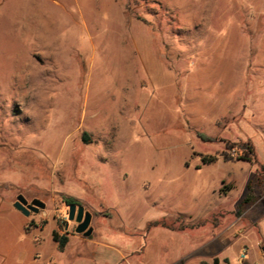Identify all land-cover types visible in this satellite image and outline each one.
Segmentation results:
<instances>
[{
    "label": "rangeland",
    "instance_id": "rangeland-1",
    "mask_svg": "<svg viewBox=\"0 0 264 264\" xmlns=\"http://www.w3.org/2000/svg\"><path fill=\"white\" fill-rule=\"evenodd\" d=\"M263 165L264 0H0V264H264Z\"/></svg>",
    "mask_w": 264,
    "mask_h": 264
},
{
    "label": "water",
    "instance_id": "water-1",
    "mask_svg": "<svg viewBox=\"0 0 264 264\" xmlns=\"http://www.w3.org/2000/svg\"><path fill=\"white\" fill-rule=\"evenodd\" d=\"M13 206L26 217H28L31 213H38L41 209L46 207L45 202L40 199H34L31 203H29L23 194H19L17 196V201L13 204ZM92 219V214L88 210H85V207L82 204L68 205V221L77 223V228H75L76 234H81L88 238L92 236Z\"/></svg>",
    "mask_w": 264,
    "mask_h": 264
},
{
    "label": "trees",
    "instance_id": "trees-1",
    "mask_svg": "<svg viewBox=\"0 0 264 264\" xmlns=\"http://www.w3.org/2000/svg\"><path fill=\"white\" fill-rule=\"evenodd\" d=\"M200 136L203 138V140H208V137L205 136L204 134H200ZM218 158H219L218 156H205V157H202V161L204 165H209V164L215 163L218 160ZM225 159L228 160L227 158ZM248 161H251V159H248ZM261 168L264 170V165L261 166ZM64 199L68 205H72V204L81 205V203L74 198L64 197ZM162 226L165 228H171V227H167L165 224H163ZM52 237H53V240L58 244L59 251H63L65 247H67L69 238L66 235L59 236L56 232H54Z\"/></svg>",
    "mask_w": 264,
    "mask_h": 264
},
{
    "label": "crops",
    "instance_id": "crops-1",
    "mask_svg": "<svg viewBox=\"0 0 264 264\" xmlns=\"http://www.w3.org/2000/svg\"><path fill=\"white\" fill-rule=\"evenodd\" d=\"M56 248H57V250H59V247H58V245H57V247H56ZM61 252H64V251H61Z\"/></svg>",
    "mask_w": 264,
    "mask_h": 264
}]
</instances>
